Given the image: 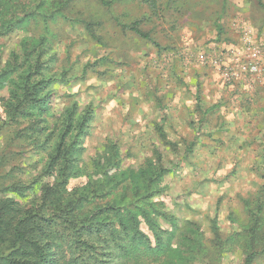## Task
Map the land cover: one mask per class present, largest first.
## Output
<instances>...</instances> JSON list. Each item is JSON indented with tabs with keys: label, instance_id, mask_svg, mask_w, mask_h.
<instances>
[{
	"label": "rangeland",
	"instance_id": "rangeland-1",
	"mask_svg": "<svg viewBox=\"0 0 264 264\" xmlns=\"http://www.w3.org/2000/svg\"><path fill=\"white\" fill-rule=\"evenodd\" d=\"M52 1L0 7V17L14 13L10 5L17 16L28 11L0 35V179L34 180L74 103L87 127L73 156L79 175L69 173L64 187L103 177L109 191L129 187L136 199L151 176L157 194L149 201L178 223L158 218L169 230L166 248L122 264H244L251 252V264H264V7L69 0L52 15L38 13ZM27 75L29 86L44 78L48 96L42 109L21 107L32 118L10 117ZM97 159L104 176L92 169Z\"/></svg>",
	"mask_w": 264,
	"mask_h": 264
},
{
	"label": "trees",
	"instance_id": "trees-1",
	"mask_svg": "<svg viewBox=\"0 0 264 264\" xmlns=\"http://www.w3.org/2000/svg\"><path fill=\"white\" fill-rule=\"evenodd\" d=\"M68 1L62 0L57 5L53 0L49 13H38L52 15ZM99 1L106 6L112 2ZM258 1L264 7V0ZM3 2L0 0V7ZM36 6L37 3L33 2L30 9L35 10ZM9 10L14 13L0 17V35L18 26L28 15L25 11L22 17L17 16V9L12 5ZM4 11L0 8V14ZM129 28L147 36L136 24L129 25ZM25 78L19 99L10 107V117L18 118L19 114L25 113L23 117L32 118V114H27L28 111H23L21 107L35 104L42 109L48 96L44 78L30 86L28 75ZM76 111V104L73 103L66 115L62 119L59 117L53 151L30 184L16 179L8 182L6 178L0 179V264H122L133 254L136 257L140 254L155 255L166 248L170 235L165 234L169 230L163 229L158 218L168 221L173 228L178 225L174 217L161 212L158 203L149 201L157 194V190L151 188V176L145 182V192L136 199H131L129 187L109 191L108 180L103 177L89 179L84 185L70 190L64 187L69 173L79 175V167L74 170L77 163L73 156L87 127L86 117L76 119ZM113 164L111 162L110 166ZM91 166L104 176L99 159L93 160ZM162 172L159 169L155 176H160ZM47 178L53 179L49 182ZM132 189L135 197L138 188L133 186ZM28 197L31 200H26ZM140 217L152 230L154 242L140 230ZM254 255V252L249 253L244 264H251Z\"/></svg>",
	"mask_w": 264,
	"mask_h": 264
}]
</instances>
